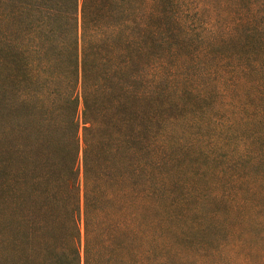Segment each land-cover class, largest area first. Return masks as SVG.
<instances>
[{
	"label": "trees",
	"instance_id": "1",
	"mask_svg": "<svg viewBox=\"0 0 264 264\" xmlns=\"http://www.w3.org/2000/svg\"><path fill=\"white\" fill-rule=\"evenodd\" d=\"M16 1L18 8L1 36L12 65H20V70L11 68L10 79L23 86H53L46 90L44 84L30 96L21 92V104L12 106L8 116L22 127L34 122L37 139L47 140L52 154L39 161L43 173L38 176L28 178L25 171L19 177L21 165H11L8 185L11 195L43 185L37 194L41 207L68 226L64 242L48 244L58 264H81L76 166L80 145L84 264L94 263L92 246L100 263L116 264L118 236L127 230L142 241L137 240L135 263H148L151 225L146 217H157L159 200L165 196L171 99L181 103L187 127L195 126L194 121L217 125L212 126L213 146L223 149L215 154L227 162H245L248 196L259 200L264 245V0H202L203 7L195 5L194 14L192 0ZM204 8L209 12L203 18L198 12ZM43 10L53 25L48 41L55 43L56 52L33 67L35 50L29 42L33 35L40 39L38 32L47 23L41 15L34 17L38 23L22 25L16 12L24 11L28 20ZM59 38L62 44L56 42ZM235 105L241 112L250 111L248 119L240 120L248 130H236L239 125L231 122L228 127L224 121L214 123L222 107L232 106L233 111ZM227 130L241 139L234 148L224 138ZM203 135L211 137L209 132ZM42 217L20 220L26 232L33 226L38 232L45 229Z\"/></svg>",
	"mask_w": 264,
	"mask_h": 264
},
{
	"label": "rangeland",
	"instance_id": "2",
	"mask_svg": "<svg viewBox=\"0 0 264 264\" xmlns=\"http://www.w3.org/2000/svg\"><path fill=\"white\" fill-rule=\"evenodd\" d=\"M201 2L202 0L199 2L192 0L193 11L190 12L195 13V5L202 8ZM18 4L16 0H0V264H58L52 255V246L48 244L52 245L54 241H58L57 239H62L64 242L68 226L66 223L57 222L52 213L48 212L49 209L45 210L41 207L42 202L39 197L37 198V194L43 185L34 184L29 192L24 194L17 191L16 195L10 194L8 185L11 165L15 168L21 165V173L20 170L16 171L19 177L23 178L25 171L28 178L30 175L38 176L43 173L39 161L46 157V153L52 154L46 148L48 141L37 139L38 126L34 122L30 121L28 125L22 127L21 121L8 116L12 106L21 104V92L26 90L30 96L44 84L46 90L53 86L49 82H25L23 86L22 83L15 84L10 79L11 68L20 70V65H12L1 36L8 28L9 15L18 8ZM207 12L209 10L204 8L198 13L204 18ZM16 14L22 25L30 21L38 23L39 21L34 17L41 15L45 17L44 23L47 24L43 25L41 34L38 32L40 39L33 35L29 42L35 50L30 62L33 67H37L39 62H45L47 57H51L52 52H56L53 49L55 43L48 41L51 37L48 30L50 27L53 28L46 18L49 13L43 10V14L39 12L37 13L39 15L35 14L28 20L25 19L24 11L21 13L17 11ZM62 41L63 39L59 38L56 42L62 44ZM194 72L195 75L199 74L196 69ZM77 90L80 119L82 104L79 86ZM171 101L167 108L169 123L166 140L171 148L163 168L167 176L165 196L159 200L161 207L159 214L156 212L157 217H154L155 214L146 217V222L151 225L147 243L150 248V259L147 264H264L259 200H252L248 196L249 174L245 162L242 159H238L237 162H227L226 157L215 154L216 151L223 149L213 146L216 131H212L214 130L212 126L217 125L211 124L212 121L204 125L194 121L195 126L187 127L183 116H180L181 103L176 99ZM231 108L232 106L223 110L222 107V112L218 110L214 123L224 121L228 127L231 122L239 125L236 130H248V126L240 120L248 119L250 111L247 109L241 112L242 107L238 108L235 105L233 111L236 112L233 113ZM206 132H209L211 137L203 138ZM226 132L224 138L225 140L227 138L232 148L240 144L241 139L232 138L233 131ZM222 136L223 134L219 137ZM184 142L189 143L186 148L178 147ZM16 149L20 154L15 156ZM49 149L51 150V146ZM76 166L80 197L79 251L81 264H84L81 145ZM226 166L228 168H224ZM56 171L55 169L53 173L56 174ZM223 177L227 179L224 180ZM198 191L204 193V196L197 198ZM216 193L218 197L214 198L213 194ZM22 216H29L31 219L42 217L45 229L37 232L36 226H33L31 229L27 228L28 232H26V227L21 221ZM127 222L129 226L133 224L132 220ZM132 235L127 230L118 236L116 264H137L135 263L137 240L140 244L142 241L137 238L138 236ZM95 254L96 251L92 246L93 264H102Z\"/></svg>",
	"mask_w": 264,
	"mask_h": 264
}]
</instances>
